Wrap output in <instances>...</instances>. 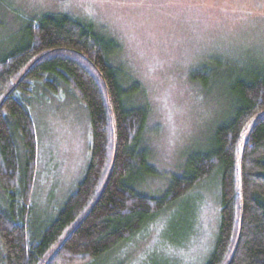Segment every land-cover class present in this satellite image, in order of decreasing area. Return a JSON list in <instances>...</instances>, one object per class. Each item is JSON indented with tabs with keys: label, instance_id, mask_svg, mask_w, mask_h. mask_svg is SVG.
Here are the masks:
<instances>
[{
	"label": "trees",
	"instance_id": "1",
	"mask_svg": "<svg viewBox=\"0 0 264 264\" xmlns=\"http://www.w3.org/2000/svg\"><path fill=\"white\" fill-rule=\"evenodd\" d=\"M22 35L11 49L0 47V188L7 199L0 209V264H94L215 173L219 222L204 264H264V70L241 72L233 113L211 144L187 157L160 196H147L137 185L157 177L141 145L148 111L128 105L134 93L123 89L111 63L115 40L62 12L31 15ZM207 72L191 78L207 84ZM37 87L42 95L69 90L91 127L83 177L39 235L30 222L38 148L29 98Z\"/></svg>",
	"mask_w": 264,
	"mask_h": 264
},
{
	"label": "rangeland",
	"instance_id": "2",
	"mask_svg": "<svg viewBox=\"0 0 264 264\" xmlns=\"http://www.w3.org/2000/svg\"><path fill=\"white\" fill-rule=\"evenodd\" d=\"M3 1L0 47L15 46L31 15L55 12L90 21L115 40L111 63L123 89L134 93L128 105L148 111L141 145L157 177L137 185L147 196H160L187 157L211 144L216 127L233 113L232 88L241 72L264 70V0ZM201 69L208 71L207 84L191 78ZM38 88L29 98L38 148L30 218L36 235L81 181L91 142L87 110L70 91L42 95ZM16 146L21 162L19 140ZM191 193L94 264H204L217 236L220 176ZM5 202L0 188V209Z\"/></svg>",
	"mask_w": 264,
	"mask_h": 264
}]
</instances>
